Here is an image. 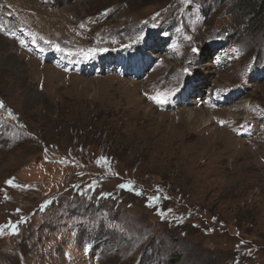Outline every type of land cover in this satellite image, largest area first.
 Returning a JSON list of instances; mask_svg holds the SVG:
<instances>
[{
  "label": "rangeland",
  "instance_id": "rangeland-1",
  "mask_svg": "<svg viewBox=\"0 0 264 264\" xmlns=\"http://www.w3.org/2000/svg\"><path fill=\"white\" fill-rule=\"evenodd\" d=\"M242 1L0 0V264H264V12ZM88 180L110 196L78 199Z\"/></svg>",
  "mask_w": 264,
  "mask_h": 264
},
{
  "label": "trees",
  "instance_id": "trees-1",
  "mask_svg": "<svg viewBox=\"0 0 264 264\" xmlns=\"http://www.w3.org/2000/svg\"><path fill=\"white\" fill-rule=\"evenodd\" d=\"M246 5H249L250 6V9L252 7V12H253V15H256V14H259V13H262L264 12V0L257 6H254L253 4L251 5V3H248L246 0L245 1H242V6L245 7ZM83 165V164H82ZM102 169H104V171L107 173V176L108 177H111L113 176L112 178H106L105 180H110V181H117L118 180V177H119V172L115 169V166H114V163H105L102 165ZM99 171V170H98ZM97 171V172H98ZM90 173V172H89ZM89 174L84 170V174L82 176V179H85V178H88ZM153 184L150 185V187H146L144 185H142V183L137 179V177H132V179H122L120 180L118 183H117V188L119 190H123V191H127V192H130L132 189H138L140 193H142V196L143 198L145 199L144 201V206L148 209V211L150 213L153 214V216H155L157 219H159L160 221H163L165 220V222L169 225H171V227L175 226V225H180L182 223V216L180 217L179 220H175L177 221L176 223L174 222V218L176 216H172V217H169L168 219H162L159 215H158V212L156 209H149L146 204L148 202V199L144 197V191H145V188L148 189V188H151ZM128 186L131 190H128L126 189L125 187ZM165 187V186H164ZM111 191H107L104 189V187L101 188V190H99L98 192L94 193V195L91 197L90 200L94 199L98 194H107L109 195ZM139 195V194H138ZM163 197L165 198L164 199V202H163V207H162V212H165L167 209H169V214L170 213H173L174 215L177 214V216L179 217L180 213H177L176 210L173 209V207H170V206H166V201L165 200H170V195H163ZM91 205H93V203H90ZM94 206V205H93ZM95 207V206H94ZM100 206H97L95 208H98ZM150 258V257H149ZM178 258H176L177 260Z\"/></svg>",
  "mask_w": 264,
  "mask_h": 264
},
{
  "label": "snow or ice",
  "instance_id": "snow-or-ice-1",
  "mask_svg": "<svg viewBox=\"0 0 264 264\" xmlns=\"http://www.w3.org/2000/svg\"><path fill=\"white\" fill-rule=\"evenodd\" d=\"M0 31H4V28H3L2 25H0ZM55 47H56V51H63L58 45L55 46ZM193 51H196V49H193ZM154 99H155V101L157 103H162L163 102V100L160 99L159 97H154ZM2 106H3L2 103H0V107H2ZM104 159L105 158H103V157L101 158V160H104ZM99 162L100 161H98V163ZM6 183L11 185V184H13V181L12 180H8V181H6ZM5 228L10 229V234H16L18 232V229H17V227L14 224H6V225H0V235L4 234Z\"/></svg>",
  "mask_w": 264,
  "mask_h": 264
}]
</instances>
